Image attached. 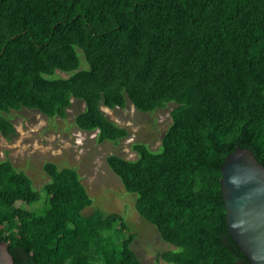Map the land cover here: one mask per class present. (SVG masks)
<instances>
[{"label":"trees","instance_id":"trees-1","mask_svg":"<svg viewBox=\"0 0 264 264\" xmlns=\"http://www.w3.org/2000/svg\"><path fill=\"white\" fill-rule=\"evenodd\" d=\"M73 98L78 128L116 143L129 131L103 106L176 104L159 149L107 157L181 249L154 264H251L227 226L221 167L237 147L264 165V0H0V133L17 135L7 114L23 108L65 119ZM43 169L37 189L0 161V243L15 264H143L123 215L83 214L93 199L76 168Z\"/></svg>","mask_w":264,"mask_h":264},{"label":"rangeland","instance_id":"rangeland-1","mask_svg":"<svg viewBox=\"0 0 264 264\" xmlns=\"http://www.w3.org/2000/svg\"><path fill=\"white\" fill-rule=\"evenodd\" d=\"M68 75L57 71V76ZM72 101L65 119L51 118L29 108L7 114L18 133L12 140H7L0 133V161L10 159L18 170L33 179L37 189L50 181L43 169L46 162H54L60 168H76L93 199L92 206L83 214L86 216L100 210L105 215H123L130 232L136 234L132 247L143 264H154L161 252L180 251L179 247L162 239L156 226L139 214L136 209L137 195L125 190L121 179L107 163V157L112 154L136 159L137 153L132 149L134 143H145L152 150L159 149L162 137L172 123L171 111L176 104L170 103L154 112H141L130 101L125 108L103 106L111 120L129 131L127 137L116 143L99 142L97 130L89 132L78 128L75 117L83 111L85 103L75 98Z\"/></svg>","mask_w":264,"mask_h":264},{"label":"water","instance_id":"water-1","mask_svg":"<svg viewBox=\"0 0 264 264\" xmlns=\"http://www.w3.org/2000/svg\"><path fill=\"white\" fill-rule=\"evenodd\" d=\"M221 172L228 229L251 264H264V165L250 148L237 147ZM0 264H15L5 241L0 243Z\"/></svg>","mask_w":264,"mask_h":264}]
</instances>
